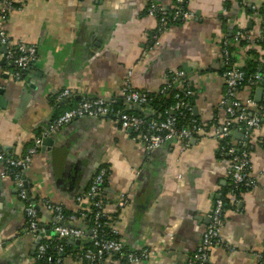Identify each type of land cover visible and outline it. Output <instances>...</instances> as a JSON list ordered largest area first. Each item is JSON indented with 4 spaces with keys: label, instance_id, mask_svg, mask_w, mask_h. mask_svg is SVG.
<instances>
[{
    "label": "crops",
    "instance_id": "0c3cea01",
    "mask_svg": "<svg viewBox=\"0 0 264 264\" xmlns=\"http://www.w3.org/2000/svg\"><path fill=\"white\" fill-rule=\"evenodd\" d=\"M156 2L168 9L175 5V0ZM18 3L4 27L12 42L35 45L38 53L24 78L17 80L6 47L0 45V264H36L38 236L28 229L26 200L39 206L41 225L52 230L56 218L45 203L72 212L87 209L88 199L79 197L101 167L108 169L105 213L125 247L156 252L133 263L112 255L102 264H188L210 222L217 194L229 185L230 159L220 154L222 141L211 126L188 143L174 138L151 150L112 117L77 118L43 137L23 174L28 199L20 196L11 177L2 176V155L20 158L27 153L34 139L47 131L57 110L54 102L64 90L76 99L115 100L122 98L127 84L136 91L159 92L168 74L177 71L184 72L183 80L193 91L195 117L202 125L222 126L230 118L219 107L225 93L224 41L235 45L238 68L244 67L251 48L257 50L255 59L264 60V47L241 45L233 36L239 29L264 34L262 15L251 10L252 5L261 9L264 0H187L191 16L169 25L158 39L153 38L158 20L146 13L149 0ZM239 97L254 98L250 109L255 112L263 94L258 102L256 94L241 88ZM230 136L235 146L252 144L251 173L258 185L226 207L221 235L232 249L214 248L210 262L259 264L256 253L264 252V148L257 139L264 136V113L261 129L250 137L238 126ZM46 139L53 142L44 145ZM68 242L73 249L78 246ZM62 264L87 263L66 257Z\"/></svg>",
    "mask_w": 264,
    "mask_h": 264
},
{
    "label": "built area",
    "instance_id": "2783aa9c",
    "mask_svg": "<svg viewBox=\"0 0 264 264\" xmlns=\"http://www.w3.org/2000/svg\"><path fill=\"white\" fill-rule=\"evenodd\" d=\"M19 1H21L22 4L25 0ZM243 1L246 2V0ZM184 2L185 0H175L173 8L176 10V14L174 19L178 16L185 19L191 16L187 9H182L180 6V4ZM16 3H18V0H2L0 7V42L6 47L7 61L13 67L11 71L13 78L21 80L24 78L30 64L36 59L38 50L35 45L28 44L22 40L12 42L4 27L6 17L12 10L17 8ZM252 10L257 14H261L256 5H252ZM147 14L155 16L158 20L157 28L153 34V38L158 39L160 34L170 25L168 8L160 5L156 0H149ZM261 15L264 21V12ZM234 40L236 42L245 40L247 44L257 45L260 41H264V34L253 36L250 32L239 29L235 32ZM228 43V40L224 41L222 51L226 65H229L233 56L227 46ZM131 73L132 72L129 73V76H131ZM183 75V71L174 72L170 80H178ZM223 77L225 80V93L219 102V107L224 109L228 115H230V118L222 126L215 123L202 125L197 118H192L188 126H180L178 124V115H176V111L192 110V105L184 100H180L172 106L171 110L167 111L163 118H146L129 113L127 109L117 108L115 106L116 103L107 102L104 98L82 97L75 105H72L49 122L48 130L34 139V144L27 150V153L23 157L18 158L14 155H2L5 163L2 176L11 177L20 189V196L28 199V194L24 187L23 174L31 163L32 156L40 149L43 137L49 132L59 130L77 118L85 116L96 118L109 116L113 118L119 128L131 129L134 132L135 138L151 150L160 147L174 138H181L188 143L192 138L208 131V126H211L214 130L215 137L222 141L220 154L222 156L226 155L230 159L229 179L235 186L242 184L248 189H253L258 184L256 178L251 173L252 148H248L247 144H244L242 145L243 148L239 150L234 144H229V142L225 141L230 136L233 126L245 129L249 137L252 135L253 131L261 129L262 114L264 113V68L247 76L246 72L237 66H229L223 73ZM244 83L248 84L249 87L263 88L262 104L261 106H257L258 110L255 112L250 109L252 105L256 104L254 98L249 97L246 100H242L239 97V92L241 88L244 87ZM185 93L186 96L192 97L193 95V91L188 86ZM70 97H72V94L68 90L62 91L57 96L58 100ZM122 98L126 102L137 105L141 109H143L142 106L145 105L144 109H147L151 113L153 112L149 107L147 94L133 90L129 84L125 85L122 89ZM179 115H183V111L179 112ZM257 140L259 146L264 148V136ZM107 176L108 169L106 167L99 168L88 190L84 195L79 197L80 200L88 199V208L92 206L96 208V220L93 228L89 230L91 234L89 231L86 232L83 227L74 225L76 221H80L77 215L74 214L69 216V221L72 222V224L66 225L64 207L59 204L46 202L45 208L53 212L56 218V222L52 227V231H54L55 234L52 236L48 235L47 229L41 225L38 208L34 205L32 200H26L28 203L26 213L28 216L29 231L37 236L41 233L44 234L37 244L39 257H43L49 245L56 240L61 242L66 240L81 241V243L67 256L58 257L57 263H63L66 257H73L87 264H102L106 257L112 255H118L127 262L133 263L150 259V257L156 253L155 250L148 248L141 251L126 250L112 222H109V224L105 223V225L107 224L111 227L110 234L101 229L103 226L102 220L108 217L105 213L107 200L103 190ZM226 199H229L230 202L235 204L239 201L237 193L233 190L217 194L214 201V209L210 215V222L203 233L200 245L192 255L188 264H211L210 256L214 248L225 247L228 250L232 249V246L226 243L221 235V230L226 220ZM121 205H123V202ZM88 244L91 245L84 248V245ZM64 250V244L61 243L57 246L58 254L63 253ZM256 257L259 264H264V252L256 253Z\"/></svg>",
    "mask_w": 264,
    "mask_h": 264
},
{
    "label": "trees",
    "instance_id": "16d2710c",
    "mask_svg": "<svg viewBox=\"0 0 264 264\" xmlns=\"http://www.w3.org/2000/svg\"><path fill=\"white\" fill-rule=\"evenodd\" d=\"M240 1H242V0H240ZM186 2H187V0H185L184 3L180 4L182 9H187ZM18 5H19V3H16L17 7H18ZM251 10H252V8H251ZM259 12L261 14L264 12V6L261 7V9H259ZM146 13H147V10H146ZM175 14H176V10L174 8L168 9V18L170 21V25L173 23H176L180 20L185 19V18H182L179 16L176 17V19H174ZM233 36H235V35H233ZM246 43L247 42L245 40H242L240 42L241 45H244ZM258 45L264 47V41H260L258 43ZM227 46H228L230 52L233 54L234 50H235V45L233 43H231V41L229 40V43ZM247 55L250 56L251 58L249 57L247 59V61L245 62L244 67L240 68L241 70H244L246 72L247 76H249L250 74H253L255 71H257L259 69L264 68V60L254 58V57H256V55H258L256 49L251 48V49L247 50ZM234 65H235V60H234V57L232 56V61L229 63V65H226V63H225V67L222 69V72L224 73L229 68V66H234ZM168 76H169V82H167V84H165L159 92L146 93L148 96V99H149V101H148L149 105H150L149 107L152 109L153 112H156L155 115L147 117L146 114H142L136 110H127V112L132 113V114H136L139 116H143L146 118H151V117L163 118L165 116V113L167 111H170L172 106H174L180 100L187 101L192 105L193 97L186 96L185 91L187 89V84L183 80V77L180 80L175 81V80H170V77L173 76L172 72H170L168 74ZM180 83L184 84V85L182 87H179ZM243 89L250 90L252 95L254 96L256 94L257 87H249L248 84L244 83ZM177 95H179V96H177ZM79 100L80 99H76L75 96H72L70 98H66V100L63 104H61L58 100L57 101L55 100L54 104L57 107V110H56V113L54 114L53 118H55L58 115H60L61 113H63L65 110L70 108L72 105H75ZM261 104L262 103H258L257 106H261ZM115 106L117 108L126 109L125 106H123V105L115 104ZM142 108L144 109L145 105H143ZM182 111H183V115H179V112H182ZM176 115H178V124L180 126L190 125V123H191L190 120L192 118L198 119V117H195L192 110H190V111L179 110V111H176ZM225 142H229V144H233L232 143V136H229ZM33 144H34V142H33ZM31 146L32 145H30V147ZM247 146H248V148H253L251 143H247ZM236 148L240 150L243 148V146L237 145ZM231 190L235 191L237 193V195H239L241 192H246V191H249L251 189H248L247 187H245L242 184L235 186L231 182V180L229 179V185L226 188L225 192H228ZM230 203H231L230 200L226 199L227 206L230 205ZM64 213L66 216V218H65V224L66 225L72 224V222L69 221V216L75 214L79 217V220L81 222V224L79 226L83 227L86 230V232H88L89 230H91L93 228L95 220H96L95 219L96 208L94 206H92L91 208L80 210L78 212H72L69 210H65ZM41 214H42V212L39 211V215H41ZM109 222L111 223V222H113V220L108 218V217H106V219H103L102 220L103 226L101 227V229L105 230L107 233L110 234L111 227H109V225H107V224L105 225V223L109 224ZM61 243L64 244L65 250L63 253L58 254L57 246ZM90 245L91 244L84 245V248L88 247ZM125 249L127 250L126 247H125ZM72 250H73V246L68 242V240L63 241V242L56 240L49 245V248L47 249V252L45 253V255L43 257H39L37 247H36L34 257H35L36 264H62V263H57V258L67 256Z\"/></svg>",
    "mask_w": 264,
    "mask_h": 264
},
{
    "label": "water",
    "instance_id": "95a60500",
    "mask_svg": "<svg viewBox=\"0 0 264 264\" xmlns=\"http://www.w3.org/2000/svg\"><path fill=\"white\" fill-rule=\"evenodd\" d=\"M0 45H2V43L0 42ZM0 93H3V90H0ZM262 93H263V88L262 87H259V88H257V93H256V100L258 101V102H260V98H261V95H262ZM106 101L107 102H114V103H116V104H119V105H123V106H125V108L127 109V110H136V111H138V112H140V113H144L143 111H142V109L140 108V107H138L137 105H132L131 103H129V102H126L123 98H118V99H115V100H113L112 98H106ZM194 111H196V108L194 109ZM156 114V112H152V113H150V114H146V116L147 117H149V116H153V115H155ZM47 130H48V128H47ZM236 134H239V133H236ZM53 142V140H51V139H46V140H44V145H48V144H51ZM24 178H25V176H24ZM34 203V205L37 207V208H39V206L37 205V204H35V202H33ZM61 223V222H60ZM89 233L91 234V231H89ZM47 234H49V235H54L55 233H54V231H52V230H48L47 231ZM43 233H41L38 237H37V240H36V243L38 244L39 242H40V240H41V238L43 237ZM78 245L81 243V241L80 240H76L75 241ZM84 243H87V242H84Z\"/></svg>",
    "mask_w": 264,
    "mask_h": 264
}]
</instances>
